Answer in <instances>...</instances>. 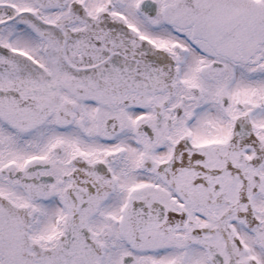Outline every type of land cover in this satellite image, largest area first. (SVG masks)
Listing matches in <instances>:
<instances>
[{"label":"snow or ice","instance_id":"obj_1","mask_svg":"<svg viewBox=\"0 0 264 264\" xmlns=\"http://www.w3.org/2000/svg\"><path fill=\"white\" fill-rule=\"evenodd\" d=\"M0 264H264V0H0Z\"/></svg>","mask_w":264,"mask_h":264}]
</instances>
